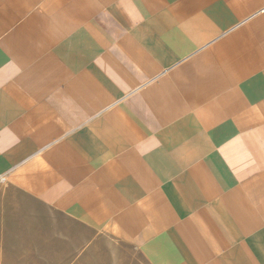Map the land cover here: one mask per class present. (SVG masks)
I'll return each mask as SVG.
<instances>
[{"label":"crops","instance_id":"obj_1","mask_svg":"<svg viewBox=\"0 0 264 264\" xmlns=\"http://www.w3.org/2000/svg\"><path fill=\"white\" fill-rule=\"evenodd\" d=\"M0 189L15 253L264 264V0H0Z\"/></svg>","mask_w":264,"mask_h":264},{"label":"rangeland","instance_id":"obj_2","mask_svg":"<svg viewBox=\"0 0 264 264\" xmlns=\"http://www.w3.org/2000/svg\"><path fill=\"white\" fill-rule=\"evenodd\" d=\"M3 190L0 189V214H6L10 208L9 203L6 201ZM5 216V215H4ZM57 224L63 223L59 217H52ZM7 225L4 222H0V264H68V260L71 259L72 254H64L62 250L65 248L68 250L72 248L74 243L71 238H64L56 232V238H54L56 253H15L17 249V243L20 239L15 238ZM76 240V239H75ZM6 251V252H3Z\"/></svg>","mask_w":264,"mask_h":264}]
</instances>
